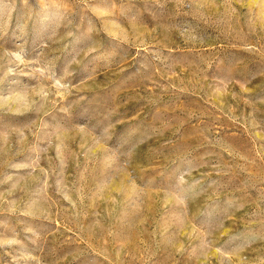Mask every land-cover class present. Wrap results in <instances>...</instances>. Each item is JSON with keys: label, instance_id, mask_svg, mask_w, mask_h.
Masks as SVG:
<instances>
[{"label": "rangeland", "instance_id": "1", "mask_svg": "<svg viewBox=\"0 0 264 264\" xmlns=\"http://www.w3.org/2000/svg\"><path fill=\"white\" fill-rule=\"evenodd\" d=\"M0 264H264V0H0Z\"/></svg>", "mask_w": 264, "mask_h": 264}]
</instances>
